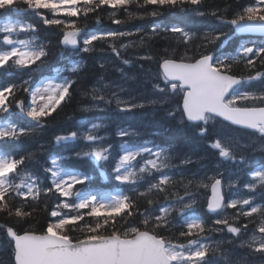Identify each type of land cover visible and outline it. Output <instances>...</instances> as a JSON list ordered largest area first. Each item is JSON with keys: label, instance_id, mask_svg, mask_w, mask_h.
<instances>
[{"label": "snow or ice", "instance_id": "1", "mask_svg": "<svg viewBox=\"0 0 264 264\" xmlns=\"http://www.w3.org/2000/svg\"><path fill=\"white\" fill-rule=\"evenodd\" d=\"M133 3H137L138 7H179L185 14L198 17L211 15L220 24L229 26L227 32L214 29L204 33L193 55H189L186 47L183 54L177 56L174 49L171 56L162 58L159 76L162 77L163 86L159 82L152 85L161 94V99H153L148 103L162 105L167 103L169 94L182 93L181 115L188 122L194 123L200 135L207 133L208 128L202 127L199 122L208 125L209 121L221 118L220 122H226L227 127L237 126L249 130L264 141V72L256 71L254 75L238 76L232 71L234 66L241 63L249 70L255 68L257 61L264 66V43L254 47L240 43L235 55L223 59L215 51L209 50L210 45H216L220 41L222 46L237 33H264V0H255V3L243 7L231 19H226L215 10L210 13L201 11L203 0H143L142 5L138 0H0V10L5 13L30 12L39 17L43 25L61 28L60 44L90 52L94 50V42L107 41L109 38L115 40L132 33L107 30L84 32L81 36L83 29L75 20L57 17L61 14L67 18L77 17L81 12L87 17L88 13L107 6L125 9L129 18H132L134 14L128 11V6ZM42 10L51 13L52 18H48ZM149 14L155 17L158 11L153 10ZM112 22L120 24L122 21L113 19ZM96 23H100L99 18ZM158 30L179 33L182 39L178 42L185 45L197 38L195 33L178 25L162 29L160 24H155L152 32L156 33ZM21 32L30 33V38H16ZM35 33L36 26L32 23L7 20L0 26V114H8L0 115V141H18L22 137L32 136L38 129L46 126L48 118L62 103L72 98L71 89L76 82L68 77H60L59 71L56 77L45 79L39 86H32L31 72L43 65L49 56L48 45L40 41ZM109 47L117 57L121 55L115 44H110ZM122 47L126 48L128 45ZM200 48L205 51L200 52ZM141 59L152 57L145 56ZM122 62L125 65L130 63L127 59ZM100 67L104 68V65L101 64ZM9 68L16 71H9ZM79 68L80 64L76 63L71 71L76 73ZM24 71L29 73L28 79H24L22 83L10 81L11 77ZM252 82L260 83L261 88L257 91L240 90L241 85ZM103 87L108 88L109 85L104 84ZM21 90L27 94V102L17 96ZM91 95L95 101L111 102L101 94L100 87L93 86ZM113 96L122 112L145 106L123 101L115 93ZM13 107L18 110L24 124L12 119ZM167 115L175 118V111L168 110ZM101 127L102 125L93 123L85 132L72 131L68 135L55 136L58 145L82 138L87 142V150H74L72 155L50 156L47 166L43 168L46 174L44 179L49 181L47 184L28 170L29 163L37 160L36 152L18 154L0 147V216L14 221V224L0 223V231L5 234L11 247L12 264H220L221 260L224 264H231L228 252L222 245L232 244L233 241L220 240L210 244L207 242L211 239L208 233L224 232L226 229L227 233L238 238L242 232L247 231L250 223H256L253 217H260V220L253 229L251 242L241 241L239 246H247L252 252L264 256V203H256L252 196L226 201L222 180L218 178L222 175L220 173L188 179L184 187L185 196L189 200L183 202L184 197H178L182 203L179 208H175L180 214L184 230L179 232L175 240L166 235L173 226L170 219L173 208L160 206L156 210L159 214H155L151 206L155 202L152 198L154 192L166 193L175 183L163 171L170 167L173 158L170 146H150L147 140L136 142L138 133L120 128L116 135L130 139L119 144L117 153L112 144L104 143V137L95 134ZM210 146L218 151L221 158L236 160L233 145L226 143L223 136H218ZM73 157L97 164L111 161L112 178L122 185L132 186L131 191L137 197L145 198L150 207L141 212L133 196L124 192L98 198L97 195L86 194L78 189L76 186L84 185L90 177L72 166ZM240 161L248 163L242 156ZM181 163H191V160L185 157ZM154 173L159 174L158 178ZM249 175L251 179L245 187L249 192L260 189L264 199V166L255 168ZM143 185L146 187L140 190ZM192 186L210 189L207 209L219 217L213 221V225L223 227H207L204 218L189 214L188 210L196 203L192 192L188 191ZM228 186L231 187L232 184L229 183ZM49 194L56 196L59 201L49 213L54 219L49 220L38 231L32 228L18 229L15 225L27 223L37 211L36 203L41 196L48 197ZM16 200L20 203H15ZM61 209L72 210L75 214L62 212ZM101 209L109 211L102 214ZM226 209L236 210L231 216V223L228 215H220ZM44 210H48L47 204ZM137 215L142 217L139 223H129L128 218ZM86 217L93 218L92 222L86 221ZM241 217L247 219L248 223H239ZM77 232L79 235H74ZM256 232L261 233V237L258 238ZM180 238H184L186 242H181Z\"/></svg>", "mask_w": 264, "mask_h": 264}, {"label": "trees", "instance_id": "2", "mask_svg": "<svg viewBox=\"0 0 264 264\" xmlns=\"http://www.w3.org/2000/svg\"><path fill=\"white\" fill-rule=\"evenodd\" d=\"M138 3L142 5L143 0H138ZM252 3H255V0H203L200 10L206 13L215 10L226 19H231L243 7ZM185 7L191 8L192 6L185 5ZM153 10L158 11V15L155 17L149 14ZM42 11L48 18H52V14L48 13L47 10ZM128 11L134 14L132 18H129L128 12L125 9H112L107 6H102L95 12L88 13L87 17L83 15V12L77 17L72 18L64 17L62 14L57 17L75 20L78 26L83 29L81 36H83L84 32L107 30L131 32L132 35L117 37L115 40L109 38L107 41L94 42V50L90 52L78 51L76 58L79 61L80 68L76 73L72 71L64 73L65 77L76 82L71 89L72 98L62 103L61 107L48 118L46 126L43 129H38L32 136L22 137L18 141H0V147L18 154L36 152L37 160L29 163L28 170L38 175L47 184L49 181L44 179L46 174L43 172V168L47 166L50 156L72 155L74 150H87L85 148L87 142L82 138L58 145L55 142V136L68 135L72 131L85 132L93 123L102 125L100 129L96 130L95 134L104 137V143L112 144L113 150L117 153L119 152V144L123 140L130 139L129 137L121 138L116 135L120 128H127L130 131L138 133L139 135L135 137L136 142L147 140L150 142V146H170L173 158L170 162V167L163 171L172 177L175 183L168 188L166 193L154 192L152 194L155 202L151 206V210L155 214H159L156 210L160 206L173 208L170 216L173 226L165 234L175 240L179 232L184 230L180 214L175 208H179L182 203L178 200V197H184L183 202L189 200V197L185 196L184 187L188 179L193 176L199 179L206 175L214 176L220 173L222 175L218 178L223 180L228 172L226 170L232 168L235 162H239L241 156L244 159L247 158L248 147L254 145L256 136L249 130L240 129L235 126L227 127L226 123L220 122L221 120L219 119L209 121L208 125L200 124L202 127L208 128L207 133L200 135L199 129L194 124L185 122L181 115L180 93L169 94L167 103L162 105L148 103V101L153 99H161V94L157 93L152 85L159 82L163 86L162 77L159 76V64L162 62V58L171 56L174 49L177 56L183 54L186 47L189 49V55H193L196 53L197 46L201 43L200 37L204 33L211 32L214 29L227 32L229 26L220 24L219 20L211 15L198 17L185 14L180 11L179 7H138L137 3H133L128 6ZM113 13H115L114 16ZM7 17L18 19L22 23L34 24L36 26L35 34L40 38V41L48 45L49 56L45 63L39 68L33 66L35 68L31 72L33 87L37 85L40 79L51 76L53 69L66 68L69 62L73 61L71 54L74 49L62 46L59 43L62 38L60 27L43 25L39 17L30 12L5 13L3 10H0V20ZM97 18H99V24L96 23ZM113 19H119L122 22L115 24L112 22ZM155 24H160L162 29L178 25L186 31L195 33L197 38L189 45H185L178 42L182 39L179 33L164 30H158L156 33H153L152 29ZM30 35V33L21 32L16 38L27 39L30 38ZM239 43V37L235 35L222 46L220 45V41H217L216 45H210L209 50L215 51V54L223 59L227 56L235 55ZM110 44H115L118 48L121 53L119 57L111 51ZM122 45H128V47L125 48ZM199 51L204 52L205 49L200 48ZM145 56H151L152 59H141V57ZM124 59L129 60L130 63L127 65L123 64L122 61ZM101 64L104 65V68L100 67ZM8 70L12 72L16 71L14 68H9ZM232 71L238 76L254 75L256 71L264 72V66L257 61L255 68L249 70L241 63L238 66H234ZM28 78L29 73L24 71L11 77L10 81L22 83L24 79ZM98 81L99 83H97ZM104 84H108L109 87L104 88ZM259 85L260 83L258 82H252L251 84L241 85L240 89L242 91H257L259 90ZM93 86L100 87L101 94L106 97V100H110L111 102L106 103L93 100L91 95ZM113 93L123 101L144 104L145 106L143 108H135L130 112H122L117 106ZM17 96L25 99L26 102L28 100L27 94L22 90L17 93ZM95 105H98V107ZM168 110L175 111V118L167 115ZM12 112V119L16 120L17 123L24 124L23 118L18 114V110L13 107ZM0 115L7 116L8 114ZM218 136H223L226 143L233 145V151L236 156L235 161L221 158L218 151L211 148V142ZM185 157L190 158L191 163H181V160ZM137 159L139 160V158ZM72 166L89 175L90 180L86 181L84 185L76 186L86 194L98 192L116 195L118 192H124L127 195L133 196L141 212L150 207L145 198L137 197L131 191L132 186L119 184L112 178L111 161L97 164L86 159L76 160L73 157ZM154 176L158 178L159 174L154 173ZM143 187H146V185H143L140 190H143ZM188 191L192 192L196 200L193 208L188 210L189 214H196L204 218L207 222V227H223L222 225H213L215 219L205 211L208 190L203 188L197 189L195 186H192ZM165 196H167V199H165ZM247 196L254 197L256 203H264L260 189L251 192ZM225 197L227 199L228 196L226 195ZM58 202L56 196L52 194H49L48 197L42 195L39 202L36 203L37 211L33 217L27 223H20L15 226L18 229L32 228L37 231L40 230L49 220L54 219L50 217L49 213ZM15 203L19 204L20 201L16 200ZM45 204L48 207L47 211L44 210ZM29 207H31V203ZM61 211L75 214L74 211L69 209H61ZM235 211L234 209H226L223 212V215L229 216L230 223L232 222L231 216ZM85 219L92 222L93 218L86 217ZM141 219L142 217L139 215L128 218L129 223L133 224L139 223ZM253 219L256 223H250L247 231L242 232L238 238L227 233L225 229L224 232L208 233L211 239L207 242L214 244L215 241L232 240V244L224 243L222 245L223 249L228 252L231 264H250L251 261L247 260L245 255H240L242 249L239 245L241 241H244L246 233H253V229L259 223L260 217H253ZM117 220H120V218L117 217ZM0 223L14 224V221L6 220L4 216H0ZM120 223H123V221L120 220ZM239 223H248V220L241 217ZM74 235H79V232L74 233ZM259 235L261 237L262 234L259 233ZM180 239L181 242H186L184 238ZM246 255H249L252 260L264 257L252 252V250L247 252ZM0 264H12L11 247L2 231H0ZM220 264H224V262L221 260Z\"/></svg>", "mask_w": 264, "mask_h": 264}, {"label": "rangeland", "instance_id": "3", "mask_svg": "<svg viewBox=\"0 0 264 264\" xmlns=\"http://www.w3.org/2000/svg\"><path fill=\"white\" fill-rule=\"evenodd\" d=\"M7 20H12V21H14V22H20V21H18L17 19H14V18H6V19H3V20L0 21V26H2L3 23L6 22ZM20 23H21V22H20ZM76 49L79 51L78 48H76ZM78 51L75 52V53H72V54H71V57H76L77 55H75V54H77ZM75 59H76V58H75ZM76 63H77V61L71 63V65L69 66V69L71 70L72 66H73L74 64H76ZM69 69H68V70H69ZM63 72H64V70H60V71H59V73H60V77H64V76H63ZM56 74H57V71H55V72L53 73L52 77H56ZM48 78H50V77H48ZM45 79H47V78H43L41 81H39V83H38L37 86H39V85H40ZM57 82H59V79H57ZM258 88L260 89V88H261V85H259ZM176 94H177V93H176ZM260 149H261V151H264V148L261 147ZM251 153H252V152H251ZM252 158H256V156H253V157H251V158L248 160L249 166L252 165V164H254V162L251 161ZM244 165H245V163H242V166H244ZM257 168H258V167H257ZM245 177H246V179H248V180L250 181L251 177H250L249 174H247ZM222 182H223V189H224V191H225V192L227 191L229 194H231L232 199H234L236 196H239L240 193L243 194L241 191H243L244 189H242V188H240V187H236V183H235V174H231V173H230V174H227V175L225 176V180H223ZM229 183L232 184L231 187L228 186ZM97 196H98V198H100V197H104V196H100V195H97ZM237 199H239V197H238ZM108 211H109L108 209H101V213H103V212H108ZM221 215H223V214H221ZM217 218H219V217H216V219H217ZM214 219H215V218H214ZM250 238H251V237H250ZM222 261H223V260H222ZM254 264H257V263H254Z\"/></svg>", "mask_w": 264, "mask_h": 264}, {"label": "water", "instance_id": "4", "mask_svg": "<svg viewBox=\"0 0 264 264\" xmlns=\"http://www.w3.org/2000/svg\"><path fill=\"white\" fill-rule=\"evenodd\" d=\"M238 35H241V36H244V35H260V36H264V33H262V32H250V33H237ZM160 71H161V69H160ZM181 106H182V98H181V103H180V108H181ZM219 119H221V118H219ZM184 120L186 121V122H188L187 120H186V117H184ZM188 123H191V124H194L193 122H188ZM199 123H202V122H199ZM211 195V192H210V189H209V196ZM206 209H207V203H206ZM207 212L209 213V214H213V213H211V212H209L208 211V209H207Z\"/></svg>", "mask_w": 264, "mask_h": 264}]
</instances>
